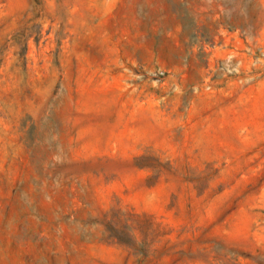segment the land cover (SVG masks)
<instances>
[{
    "label": "rangeland",
    "instance_id": "rangeland-1",
    "mask_svg": "<svg viewBox=\"0 0 264 264\" xmlns=\"http://www.w3.org/2000/svg\"><path fill=\"white\" fill-rule=\"evenodd\" d=\"M0 264H264V0H0Z\"/></svg>",
    "mask_w": 264,
    "mask_h": 264
}]
</instances>
